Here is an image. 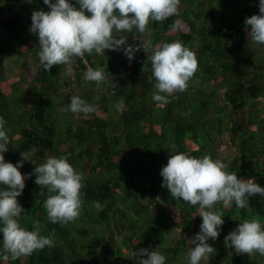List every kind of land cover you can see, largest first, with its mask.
Here are the masks:
<instances>
[{
    "label": "trees",
    "instance_id": "trees-1",
    "mask_svg": "<svg viewBox=\"0 0 264 264\" xmlns=\"http://www.w3.org/2000/svg\"><path fill=\"white\" fill-rule=\"evenodd\" d=\"M22 5L24 0H0V28L8 32L0 44V116L10 137L3 155L15 164L23 159L20 154L30 153L19 168L30 174L17 197L24 209L20 224L31 230L38 220L40 234H51L54 245L15 260L3 259L0 250V264H137L134 251L157 246L166 264H185L193 246L188 240L202 220L199 205L175 200L161 187L159 171L171 154L211 157L216 144L231 148L233 156L222 160L227 171L264 186V47L249 40L244 24L246 17L259 14L258 0H180L176 15L149 22L150 32H121L129 36L126 44L140 46L133 59L114 50L75 57L71 67L77 90L72 93L67 92V65L52 66L56 90L50 81H37L42 69L35 57L39 50L34 52L38 38L29 31L32 12ZM174 22L178 29L172 31ZM175 40L194 52L197 69L185 89L169 94L161 106L152 100L155 81L146 57L161 42ZM6 50L24 58L33 51L35 65L6 78L1 59ZM88 66L109 75L97 86L84 79ZM27 74L34 78L31 92L23 87ZM72 94L94 111L70 112ZM119 99L124 109L118 112ZM52 101L64 108L61 113ZM241 111L245 117L235 118ZM49 156L67 157L84 174L80 213L68 223L47 220L43 203L50 194L34 183V167ZM95 201L102 209L94 207ZM216 208L224 224L217 239L208 241L215 249L209 264H264V255L237 253L224 245V236L243 219L264 223V197H249L244 208L219 202ZM168 230L182 236L169 243Z\"/></svg>",
    "mask_w": 264,
    "mask_h": 264
},
{
    "label": "clouds",
    "instance_id": "clouds-1",
    "mask_svg": "<svg viewBox=\"0 0 264 264\" xmlns=\"http://www.w3.org/2000/svg\"><path fill=\"white\" fill-rule=\"evenodd\" d=\"M180 0H43L48 11L33 10L29 31L38 38L37 53L39 66L44 70L53 65H67L66 75L73 76L71 67L75 57L103 53L105 50L122 51L128 60L133 59L138 47L126 44L125 37L116 38L113 32H150V21H163L177 14ZM259 14L246 17L244 24L249 40L264 47V0H258ZM86 12L90 15H86ZM178 29V22L170 30ZM144 50V49H143ZM145 51V50H144ZM151 77L154 79L152 100L161 106L169 102V94L183 91L187 81L197 69V59L193 51L181 41L161 42L149 56ZM109 75L105 69L88 66L84 79L99 86ZM116 111L124 109L123 99L114 105ZM68 110L74 114H88L94 106L81 96L72 94ZM6 120L0 116V250L3 259L15 260L28 256L33 251L52 247L51 234H40L39 221L33 222L28 230L22 227L20 219L24 209L19 197L25 188L29 173L22 174L19 168L25 157L15 164L5 160L9 149V129ZM228 164L209 155L194 157L183 152L171 154L167 163L159 171L161 187L168 190L175 200L199 205L202 222L199 231L189 238L193 245L186 253L185 264H209L211 253L215 251L208 241H215L224 224L223 214L216 208H244L249 197L259 194L264 197V186L254 182V178H238L236 172L227 171ZM34 183L44 186L50 194L43 207L47 220L51 223H68L78 217L82 205L81 188L84 174L77 171L65 156H49L33 169ZM97 210L100 202H93ZM224 245L237 253L264 255V223L260 219H243L224 236ZM138 257L137 264H166V256L158 246L149 250L140 248L133 252Z\"/></svg>",
    "mask_w": 264,
    "mask_h": 264
},
{
    "label": "rangeland",
    "instance_id": "rangeland-1",
    "mask_svg": "<svg viewBox=\"0 0 264 264\" xmlns=\"http://www.w3.org/2000/svg\"><path fill=\"white\" fill-rule=\"evenodd\" d=\"M74 1L75 0H71L72 3H75ZM24 2H25V5H22V6H25L26 10L29 11L30 13L33 10H37V9H41L42 8L41 0H31V1L30 0H24ZM113 36L116 37V38L125 37L126 41L129 40V36L123 35L121 32H113ZM7 37H8V32L5 31L3 28H0V44H2L1 42L4 41V39H6ZM33 40H34L33 42L35 43V37H34ZM38 47H39V44L37 42L34 45V52L35 53H37L36 51L39 50ZM106 51H110V50L106 49ZM35 57L38 58V56H35ZM35 57H34L33 51L28 53V57L27 58H24L23 55L20 54L19 52L6 50L3 53V55L1 56V59H2L3 65H4V70H5L4 72H5L6 78H11V77L19 75L21 73L22 66H24L28 70L31 69L32 66L35 65ZM38 70H40V69H38ZM52 70H53V67H51L48 70H44V69L42 70L41 69V71L36 75V79H37V81H40V82L46 80L47 83H48L50 81V83L54 87V89H52V90H56L57 87L59 86V82L56 79H54V81H53V79L51 77ZM25 78H26V82H25L23 87H24V89L26 91L31 92L32 91L31 87H32V84L34 82V78H32V76L30 74H27ZM42 78H44V79H42ZM59 81L61 82V79H59ZM67 81H68V86L67 87L69 88V91H67V92H71V93L75 92L77 90V85L75 83V81H76L75 78L73 76L69 77L67 75ZM44 91H39V92H41L39 94H42ZM39 97H42V96L39 95ZM54 99H55V97H54ZM52 103L51 104L54 107H57V106H55V104L57 102H53L52 101ZM62 109H64L62 106H59V107L56 108L58 113H61ZM242 117L243 118L245 117V111H241V112L235 113V118L241 119ZM50 118L52 119V118H54V116H50ZM233 154H234V152H233V150L231 148H227V147L226 148H221L219 144H216L213 147L212 156L211 157H212V159H217V160H221L222 161V160H224L226 158H229V157L233 156ZM23 155H24L25 158H28L30 153L29 154H23ZM20 158H23L21 156V154H20ZM166 233H167V237H168V242L169 243L174 242V240L176 238L182 236V234H181V232L179 230H168Z\"/></svg>",
    "mask_w": 264,
    "mask_h": 264
},
{
    "label": "crops",
    "instance_id": "crops-1",
    "mask_svg": "<svg viewBox=\"0 0 264 264\" xmlns=\"http://www.w3.org/2000/svg\"><path fill=\"white\" fill-rule=\"evenodd\" d=\"M20 10H22V8H21ZM7 38H8V37H7ZM7 38H6V39H7ZM6 39H4V40H6ZM31 41H33V36H32V38H31Z\"/></svg>",
    "mask_w": 264,
    "mask_h": 264
}]
</instances>
